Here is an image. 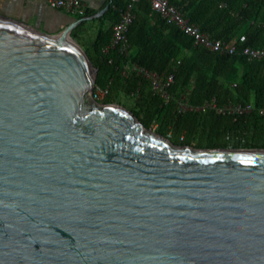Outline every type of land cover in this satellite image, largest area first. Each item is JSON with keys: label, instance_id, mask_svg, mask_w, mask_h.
I'll use <instances>...</instances> for the list:
<instances>
[{"label": "water", "instance_id": "1", "mask_svg": "<svg viewBox=\"0 0 264 264\" xmlns=\"http://www.w3.org/2000/svg\"><path fill=\"white\" fill-rule=\"evenodd\" d=\"M0 14V264H264V148H194L94 98L72 31Z\"/></svg>", "mask_w": 264, "mask_h": 264}, {"label": "trees", "instance_id": "2", "mask_svg": "<svg viewBox=\"0 0 264 264\" xmlns=\"http://www.w3.org/2000/svg\"><path fill=\"white\" fill-rule=\"evenodd\" d=\"M171 1L213 37L230 41L245 35L246 40L237 42L239 51L235 54L195 46L188 34L169 24L152 9L149 1L141 0L129 30V40L134 46L129 59L159 73L174 72L171 92L176 96L187 95L194 104L216 97L219 104L229 100L251 102L255 109L238 116L212 111L179 114L173 102L167 103L153 93L147 79L136 74L123 76L121 68L125 58L114 51L104 53L103 49L111 41L113 25L119 21L120 9L126 0H113L105 14L83 21L71 33L80 41L83 30L95 28V22L102 23L90 45L83 42L97 69L96 88L110 87L106 102L114 101L120 92L136 97L141 107V121L149 126L157 120L161 123L160 131L172 129L177 142L190 144L199 137L209 140L208 148L258 147V139H264V114L258 112L264 108V60H249L241 51L245 45L264 46V0ZM92 15L87 11L85 16ZM105 19L111 22L110 26L104 25ZM147 21L153 23L150 30L145 29ZM165 30L168 33L163 35ZM183 133L186 137L180 141Z\"/></svg>", "mask_w": 264, "mask_h": 264}, {"label": "built area", "instance_id": "3", "mask_svg": "<svg viewBox=\"0 0 264 264\" xmlns=\"http://www.w3.org/2000/svg\"><path fill=\"white\" fill-rule=\"evenodd\" d=\"M46 3L60 10H63L75 18H82L87 14L88 8L82 0H45ZM127 3L120 9V19L113 25V33L110 43L103 49L104 53L116 52L125 61L122 64L121 73L123 76L131 74L139 75L150 82L153 93L158 95L165 102H173L175 110L179 114L188 112L212 111L216 114L238 116L252 112L255 109L253 103H242L229 100L224 104H219L216 97L205 100L201 104H194L189 101L187 95L176 96L171 92L175 83V74L159 73L141 66L137 62L129 59L131 52V43L129 40L130 26L135 20L137 13V4L141 0H126ZM150 2L152 9L169 23L176 25L184 33L188 34L195 46L203 47L212 51L235 54L238 52L237 42H244L245 35L239 36L234 40L215 38L208 32L204 31L198 24L193 22L188 15L175 5L171 0H147ZM249 60L263 59L264 46L252 47L245 45L241 51ZM113 59H110V62ZM99 94L104 96L109 92L108 88H99ZM99 96L98 94H96ZM259 114H264V108L258 109Z\"/></svg>", "mask_w": 264, "mask_h": 264}, {"label": "crops", "instance_id": "4", "mask_svg": "<svg viewBox=\"0 0 264 264\" xmlns=\"http://www.w3.org/2000/svg\"><path fill=\"white\" fill-rule=\"evenodd\" d=\"M82 1L85 2L88 11L94 14L101 12V10L107 6L109 9L113 2V0ZM108 9L104 11L102 15L105 14ZM0 14L27 23L49 34H60L72 21L75 20L73 15L49 6L45 0H0ZM104 22L105 26L111 25V22L107 19H105ZM101 24L102 23L100 21L95 22V28L91 30L88 29V24L85 26L88 30H83L81 32V40L86 44V46L90 45L89 42L94 39L96 31ZM152 28L153 23L151 21H147L145 23V29L150 30ZM167 33L168 30H165L163 35ZM133 48L134 46L131 43V49Z\"/></svg>", "mask_w": 264, "mask_h": 264}, {"label": "rangeland", "instance_id": "5", "mask_svg": "<svg viewBox=\"0 0 264 264\" xmlns=\"http://www.w3.org/2000/svg\"><path fill=\"white\" fill-rule=\"evenodd\" d=\"M76 39V38H75ZM77 40V39H76ZM77 42L79 43V45L85 49L83 41L82 40H77ZM107 88L109 89L110 87L107 86ZM103 89V88H102ZM99 87L96 88V82L94 85V98L96 100H98L101 103H116L119 104L123 107H125L126 109L130 110L133 114H135L140 120L141 118L139 117V113L141 112V107H140V103L138 101V99L134 96L128 95L124 92H120L119 96L116 97V99L112 102H106L105 100L107 99V96L109 95V92L107 94H104V96H101L98 92H99ZM96 94H98L99 96H97ZM148 129H150L151 131L155 132V133H159L167 138H169L171 140L172 143L176 144V145H189L192 146L194 148H208V143L209 140L208 139H201L199 137H196L195 140L192 141V143L187 144L184 142H177L176 141V134L174 133V131L172 129L168 130L167 132H162L161 130V123L158 122L157 120H154L152 122V124H150L149 126H146ZM186 137V134L183 133L180 136V141H182L183 138ZM260 142L258 148H264V139L260 138L258 139ZM228 148V147H227ZM246 148H253V147H246Z\"/></svg>", "mask_w": 264, "mask_h": 264}]
</instances>
